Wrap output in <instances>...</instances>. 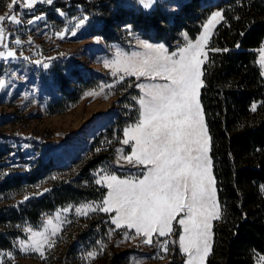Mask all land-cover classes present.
<instances>
[{
    "label": "rangeland",
    "instance_id": "374dc122",
    "mask_svg": "<svg viewBox=\"0 0 264 264\" xmlns=\"http://www.w3.org/2000/svg\"><path fill=\"white\" fill-rule=\"evenodd\" d=\"M87 1L81 3L53 0L51 4H48L46 0H41L35 3L32 9H27L21 7L20 0H0V16L10 17L11 14H15L21 19L19 25L9 23L8 20L2 22L5 31L0 51L5 54L13 51L15 56L0 58V80L5 82L4 86L0 87V177L14 169L17 173L28 171L33 164L38 169H43L47 165V169H43L33 183L15 186L13 190L43 191L53 179L63 181L72 178V175L77 173V167L93 157L94 137L108 127L125 106L124 100H120L121 95L119 96L123 88L117 89L123 80L130 77L134 79L139 89V98L145 90L138 85L168 83L161 77H137L124 73L122 68L117 67L118 53L125 57H130L133 53L143 55L146 52L143 47L145 43L151 44L154 48L164 45L168 55L178 53L180 49L195 44L204 35V26L217 11L208 17L201 32L194 39L182 33L180 41L178 39L173 44L156 41L151 35L145 36L148 31L142 24H139V30L135 31L132 25L135 22L134 16L129 15L125 18L126 22H115L113 26L109 25L108 31L113 32L115 37L109 40L102 36L105 28L102 29L99 26L100 14L89 11L86 7L88 4L101 3L103 0ZM116 1L125 6L128 11H138L140 8L150 10L160 3L158 6L172 17L188 0H145V3L150 4L147 8L139 0ZM14 2L17 6L10 9L9 5ZM57 4L65 5L57 7ZM67 8L71 9L67 10ZM49 11L52 13H48ZM38 16L42 19L36 20L35 23H28V20ZM82 20L83 23H81ZM221 20L222 16L211 25L208 31V40L204 46L206 56L202 58L203 62L200 66L202 85L203 66L208 58V47L214 30ZM17 39L20 44H16ZM262 52H264V40L256 50L257 61L264 77ZM121 76H123L122 80ZM63 85L74 92L80 88L78 90L80 99L75 104L71 103L63 112L51 113L48 111V105L51 100L62 95ZM200 91L201 88L198 89V100L209 137L208 154L211 159V139ZM89 93L95 94L89 95ZM71 95L74 97L73 94ZM138 121L125 130L130 131ZM111 136L110 134L103 138L100 146L108 149L115 141L114 136L113 138ZM122 140L116 147L115 159L105 161L93 170L91 176L94 182L102 175L109 173L120 179L132 181L144 178V174L151 165L129 164L124 157L132 154L134 141L124 145ZM211 165L219 206L212 159ZM101 202L90 200L68 203L45 214L35 225H23L21 236L15 240L13 249L0 251V264H109L115 256L118 257L115 264H169L170 262L187 264V254L183 253L179 247V237L183 234V226L177 223L179 219L186 218L185 212L175 216L170 234L160 237L154 233L153 242L150 245L143 243L142 236L132 238L136 236L135 229L123 227L115 229L114 225L106 233L94 235L85 242H76L72 236V229L62 234L71 223L74 222V226H77V220L80 218L97 213L105 214L89 211L87 215H79L75 212L77 207L86 204L98 205ZM65 209L69 211H64ZM106 215L109 216L108 219L96 217L101 220V223L95 225L94 230L104 228L102 222L111 223V217L115 213ZM49 220L52 221L51 224L48 223ZM215 221L212 222L211 249ZM54 227L57 231L55 235H52ZM41 233L53 241L50 247L47 243H41L43 256L29 247L33 241H42ZM165 240L168 242L166 252L162 250ZM21 241H24L23 245ZM89 252L95 253V256L90 257ZM208 256L204 264H207ZM257 264H264V255L257 258Z\"/></svg>",
    "mask_w": 264,
    "mask_h": 264
},
{
    "label": "trees",
    "instance_id": "16d2710c",
    "mask_svg": "<svg viewBox=\"0 0 264 264\" xmlns=\"http://www.w3.org/2000/svg\"><path fill=\"white\" fill-rule=\"evenodd\" d=\"M158 4L150 10L128 11L116 0H103L86 7L100 14L99 26L105 28L102 36L106 39L115 38L109 27L115 22H126L125 18L130 15L135 19L132 24L135 31L142 24L148 31L146 37L151 35L154 40L168 44L180 41L182 33L196 38L208 17L216 10L222 12V20L208 47L200 91L221 210L220 219L214 222L207 264H257V258L264 255V77L256 53L264 40V0H188L172 17ZM61 5L65 4L57 7ZM134 82L133 78H127L117 88H123L118 93L125 106L94 137L93 157L79 165L72 178L53 179L46 190L25 192L13 187L33 183L47 165L38 169L33 164L28 171L17 173L14 169L0 177V251L13 249L23 225L37 224L58 207L103 200L107 189L96 184L91 175L103 162L115 159L125 128L139 119V89ZM78 90L74 92L63 85L62 95L50 101L48 111H65L80 99ZM110 134L115 141L104 149L100 143ZM96 217L108 219L109 216L97 213L80 218L77 226L71 223L62 234L72 229L76 242H85L113 228L107 221L102 222L104 228L94 230L101 223ZM117 258L109 264H115Z\"/></svg>",
    "mask_w": 264,
    "mask_h": 264
},
{
    "label": "snow or ice",
    "instance_id": "6c2138e0",
    "mask_svg": "<svg viewBox=\"0 0 264 264\" xmlns=\"http://www.w3.org/2000/svg\"><path fill=\"white\" fill-rule=\"evenodd\" d=\"M37 2L41 0H20V5L32 9ZM46 2L51 4L53 0ZM139 2L146 8L150 7L145 0ZM16 6L14 2L9 8L14 9ZM221 16L222 13L216 11L204 26V35L195 44L180 49L178 53L168 55L164 45L154 48L145 43L143 47L146 52L143 55L133 53L125 57L117 54V67L122 68L124 73L137 77H161L168 81L165 84L138 85L145 90L138 100L140 119L130 131L125 130V138L122 140L124 145L134 141L132 154L124 157L129 164L151 167L144 178L138 181L120 179L110 173L102 175L95 181L108 189L102 202L75 209L79 215H87L89 211L105 214L114 212L111 224L115 229H135L136 236L132 238L142 236L146 245L152 244L154 233L160 237L170 234L175 216L185 212L186 218L179 219L177 223L183 226L179 247L187 254V264H204L211 249L212 222L221 217L208 154L209 137L198 100V89L202 87L200 66L202 58L206 56L204 46L208 40V31ZM39 19L42 17H35L28 20V23H35ZM5 20L21 24V19L15 14L10 17L0 16V46H3L5 29L2 22ZM16 44H20L18 39ZM14 56L13 51L6 54L0 51V58ZM4 84L0 80V87ZM56 231L54 227L51 234L55 235ZM40 235L42 241H33L29 247L43 256L41 243H47L50 247L53 241L43 233ZM20 243L23 245L24 241ZM167 243L165 240L162 244L165 252ZM88 255L94 257L95 253L89 252Z\"/></svg>",
    "mask_w": 264,
    "mask_h": 264
}]
</instances>
